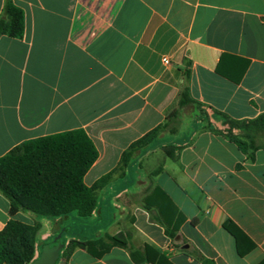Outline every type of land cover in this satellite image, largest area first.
Wrapping results in <instances>:
<instances>
[{
	"label": "crops",
	"instance_id": "0c3cea01",
	"mask_svg": "<svg viewBox=\"0 0 264 264\" xmlns=\"http://www.w3.org/2000/svg\"><path fill=\"white\" fill-rule=\"evenodd\" d=\"M11 1L24 12L25 31L0 37V158L25 142L84 130L99 154L86 186L112 180L88 218L12 216L0 191V232L12 219L40 222L36 259L58 239L65 247L130 239L100 256L98 248L75 247L67 258L61 251L56 264H155L132 260V250L154 259L148 247L171 264H264V138L244 153L225 118L264 114V0ZM186 69L201 110L188 109L185 124L168 126L120 169L133 143L168 122ZM179 214L176 239L152 220L172 227ZM229 220L254 245L243 241V256L224 228Z\"/></svg>",
	"mask_w": 264,
	"mask_h": 264
},
{
	"label": "trees",
	"instance_id": "16d2710c",
	"mask_svg": "<svg viewBox=\"0 0 264 264\" xmlns=\"http://www.w3.org/2000/svg\"><path fill=\"white\" fill-rule=\"evenodd\" d=\"M25 31V15L21 8L11 0H7L4 7V16L0 20V37L22 39ZM190 72L185 71V83L179 95L177 108L167 117L168 122L152 130L144 137L133 143L122 156L124 169L138 157L168 126L170 119L177 117L181 110L198 106L191 96L187 81ZM226 118L229 125L227 136L244 153H254L260 148L258 143L264 138V114L253 121L236 122ZM240 130V135L233 134V130ZM99 154L96 146L84 130H75L67 133L47 136L25 142L0 158V191L10 201L12 216L19 212L34 214L39 218L54 220L63 218L71 213H77L82 218L92 216L97 207V191L110 183L112 174L100 179L94 186H86V174L98 160ZM150 211L151 209L147 207ZM178 214V211H176ZM152 220L161 224L165 234L171 239L178 237L180 226L184 218L179 219L169 227L152 216ZM224 228L237 241L240 255L246 254L248 249L241 248L243 241L250 240L232 221H227ZM42 224L34 225L18 220H10L0 232V264H33L35 258L36 242ZM129 237L120 234L106 236L103 239L88 242H72L68 247L62 239L50 247L62 245L63 257L67 258L75 247L92 250L96 256L111 250L114 247H128ZM254 245L250 243V248ZM249 248V249H250ZM155 258H145L143 252L132 250L131 257L136 263L150 261L155 264H171L164 255L148 247ZM149 253V252H148Z\"/></svg>",
	"mask_w": 264,
	"mask_h": 264
},
{
	"label": "water",
	"instance_id": "95a60500",
	"mask_svg": "<svg viewBox=\"0 0 264 264\" xmlns=\"http://www.w3.org/2000/svg\"><path fill=\"white\" fill-rule=\"evenodd\" d=\"M62 251V245L46 246L41 256L33 264H56Z\"/></svg>",
	"mask_w": 264,
	"mask_h": 264
},
{
	"label": "rangeland",
	"instance_id": "374dc122",
	"mask_svg": "<svg viewBox=\"0 0 264 264\" xmlns=\"http://www.w3.org/2000/svg\"><path fill=\"white\" fill-rule=\"evenodd\" d=\"M196 108H197V106H196ZM197 109H200L201 110V108L200 107H198ZM191 112V110H188V109H185V110H181L180 112H179V114H178V116L177 117H174V118H172V119H170V121H169V126L172 128V130L173 131H176V130H178V128H180L183 124H185L186 123V121H187V116H188V114ZM202 112V111H201ZM201 118V117H200ZM203 118V117H202ZM228 125V124H227ZM228 128H229V126H228ZM229 130V129H228ZM238 131H240V130H238ZM241 132V131H240ZM241 134V133H240ZM239 134V135H240ZM143 152V151H142ZM140 156V155H139ZM138 156V157H139ZM137 158V157H136ZM135 158V159H136Z\"/></svg>",
	"mask_w": 264,
	"mask_h": 264
},
{
	"label": "built area",
	"instance_id": "2783aa9c",
	"mask_svg": "<svg viewBox=\"0 0 264 264\" xmlns=\"http://www.w3.org/2000/svg\"><path fill=\"white\" fill-rule=\"evenodd\" d=\"M164 62L167 63V64L169 63L168 59H164Z\"/></svg>",
	"mask_w": 264,
	"mask_h": 264
}]
</instances>
